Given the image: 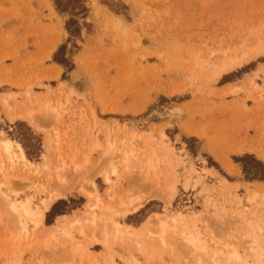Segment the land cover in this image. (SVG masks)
<instances>
[{
	"label": "rangeland",
	"instance_id": "obj_1",
	"mask_svg": "<svg viewBox=\"0 0 264 264\" xmlns=\"http://www.w3.org/2000/svg\"><path fill=\"white\" fill-rule=\"evenodd\" d=\"M83 1L86 13L71 16L55 0H0V142H18L33 163L11 164L0 146V264H227L233 252L258 264L240 215L257 211L264 238V198L247 201L264 181L236 159L264 164V0ZM240 55L243 64L218 78ZM9 108L30 112L39 128L11 122ZM173 183L172 200L118 214L134 196L167 199ZM52 192L64 199L44 226L24 219L22 231L8 201L37 208ZM179 212L206 255L173 232ZM93 214L121 224L120 238L111 222L93 225Z\"/></svg>",
	"mask_w": 264,
	"mask_h": 264
},
{
	"label": "bare ground",
	"instance_id": "obj_2",
	"mask_svg": "<svg viewBox=\"0 0 264 264\" xmlns=\"http://www.w3.org/2000/svg\"><path fill=\"white\" fill-rule=\"evenodd\" d=\"M111 19V17H110ZM116 24V23H115ZM248 51V50H247ZM236 56V55H235ZM233 57V56H232ZM230 57L228 58L229 60L227 61V58H226V61L223 62V64H221L219 70L216 72V75L218 76V78L225 74V73H228L230 72L231 70H234L235 68L237 67H240L242 64H243V60H245V58H241L242 55H240L239 57ZM249 60V59H248ZM247 60V61H248ZM246 62V61H244ZM61 70H57V72L55 73V76H59ZM215 75V77H216ZM215 79V78H214ZM216 80V79H215ZM235 89V88H234ZM232 89L233 91L236 90L237 92V89ZM231 90V92H232ZM239 91V90H238ZM47 99H49V97H47ZM48 101V100H47ZM45 102V101H44ZM47 103V102H46ZM45 103V104H46ZM50 103V101H49ZM44 104V105H45ZM47 105V104H46ZM49 105V104H48ZM60 105V104H59ZM40 106V104H39ZM43 106V105H41ZM61 106V105H60ZM50 107V106H49ZM51 108V107H50ZM10 111L12 110L13 112V109L9 108ZM8 112V111H7ZM26 112V111H25ZM20 113V112H19ZM24 113V112H23ZM7 115V114H6ZM9 116H10V120L11 122L14 121L16 118H21V119H24L29 125L33 126L34 128H39V124H38V121H36L33 117V114H31L30 112H28L27 114L24 113V114H15L14 112L13 113H10L9 112ZM37 119V118H36ZM38 120V119H37ZM199 133V132H198ZM235 142V141H234ZM242 142V141H241ZM2 145L0 144L1 148H2V151L4 153V155H6V157L8 158V160L11 162V164H17V163H26L27 162L29 164H31L32 166V162H30L26 155H25V152L22 148V146L18 143V142H15L13 140H10V139H4V140H1ZM233 143V142H232ZM237 145V144H236ZM235 145V146H236ZM234 146V145H233ZM248 147V146H247ZM236 152L237 153H242V151L244 150V148H242V146L240 145H237L236 147ZM234 148V149H235ZM129 155V154H128ZM126 155V156H128ZM130 156V155H129ZM128 156V157H129ZM129 161V158L126 160L125 159V162H128ZM158 161V160H156ZM151 162V161H150ZM155 163V162H154ZM157 163V162H156ZM126 164V163H125ZM143 164V163H142ZM149 164V163H148ZM147 164V165H148ZM151 164V163H150ZM227 166L229 169H235L234 165L232 162L230 161H227ZM113 168H112V172L113 174L115 175H118V172H117V167L113 164L112 165ZM149 166V165H148ZM158 166V165H156ZM155 166V167H156ZM150 168H153L152 165H150ZM157 169V168H156ZM143 170V169H142ZM154 170V169H153ZM155 171V170H154ZM35 172V171H34ZM155 174V172L153 173ZM160 175V174H159ZM149 176V175H148ZM146 178V177H145ZM151 180V179H150ZM106 181L108 183H110V179L107 177L106 178ZM224 183H226L225 180H222ZM228 184V183H227ZM224 186V185H223ZM261 190L260 192H257V191H252L250 192L248 198H247V201L249 203H252L253 201L256 200V198L258 197H261V198H264V184L261 186ZM151 188V187H150ZM149 188V189H150ZM154 189V188H153ZM175 185L174 183L171 185L168 186V190H169V194L170 196L167 197V199L164 198L163 195H159L157 193H151L150 195L146 196V197H143V198H138V197H131L129 200H125V201H121L120 202V211L118 212L121 213L122 215L124 216H127L129 214H133V213H136L138 212L144 205L147 201L151 200V199H154V198H161V199H164L166 202L172 200V198L175 197L176 195V190H175ZM163 193V192H162ZM225 193V192H224ZM89 196H91L92 194L91 193H88ZM94 195V194H93ZM47 196V195H46ZM167 196V195H166ZM64 195L62 193H54L52 192L49 197L47 199H43V203H42V206H39L37 208H33L31 207V204L29 201H26V202H18V203H15V202H9L8 201V205H9V208L10 210L12 211V213L16 216L17 220L19 221V224H20V227H21V230L26 232L27 233V227H26V224L23 222L24 219H28L31 223H33L36 227H40V226H44V218H45V214L47 211H49V209L51 208V206L59 201L60 199H64L63 198ZM91 198V197H90ZM121 200V199H120ZM119 201V200H118ZM165 202V203H166ZM100 204H102L101 200L99 198L96 199V203H94L92 205V208L95 209V208H101L100 207ZM103 206V205H102ZM103 209H105V211L109 212L112 210V207L110 206H104ZM61 217H64V216H61ZM240 217L243 219V222L247 223L248 225V228H251L252 230L248 229L249 231V234L250 236L254 237L253 238V243L257 245V248L260 250V255L258 257V264H264V262H261V259L264 257V247H261L260 244H259V241H263V246H264V238H259L258 237V233L261 231L262 229V225L261 223L263 222L262 219H261V216H258V212L255 211L252 213V217L253 218H249L248 220H246L244 217H242L240 215ZM255 217V218H254ZM184 215L182 213H177L176 217H174L172 220H173V226H172V230L173 232L174 231H177L178 229H182L181 231V235H180V239L185 243V245L187 247H189L192 252H199L201 253L202 255H206L208 253V248L207 246L205 245V243L201 240V237H200V234L193 228V226H191L189 223H186L184 221ZM79 220V219H78ZM96 220H101L103 222H111L112 225L114 226V233L116 235L117 238H120V235H122V233L124 232L121 228V224L113 221V219H109V218H105L104 217V214L101 215L100 217L97 215V214H93V218H92V224L95 225V221ZM80 222L77 221V223L75 224H71V225H78ZM162 223V234L158 235L157 237V241L159 240L162 244H164L163 246L166 245L165 243V235L169 234V233H166L168 230L167 229V226H166V222L165 220H162L161 221ZM70 225V226H71ZM80 225V224H79ZM106 225V224H105ZM69 226V225H68ZM35 227V228H36ZM64 227V226H63ZM72 227V226H71ZM66 228V227H65ZM64 228V229H65ZM70 228V227H69ZM73 228V227H72ZM68 229V228H67ZM255 229H257V231H259L258 233H256ZM166 231V232H165ZM145 232H146V229H145ZM105 233H107V230H105ZM147 233V232H146ZM165 233V234H164ZM64 234L66 236H69L70 237V230H65L64 231ZM148 236H149V233H147ZM260 234V233H259ZM255 235V236H254ZM54 237V236H53ZM151 238V235L149 236ZM167 237V236H166ZM107 238V237H106ZM153 238V237H152ZM156 237H154L153 239H155ZM107 240V239H106ZM105 240V241H106ZM153 241V240H152ZM140 248H141V245L139 244ZM162 246V245H161ZM215 255H220L222 254L221 252H216L214 253ZM213 262L215 264H221L219 261H217L216 259H213ZM227 264H248L246 263L243 258L238 255V253L236 252H233V253H230L228 256H227Z\"/></svg>",
	"mask_w": 264,
	"mask_h": 264
},
{
	"label": "trees",
	"instance_id": "obj_3",
	"mask_svg": "<svg viewBox=\"0 0 264 264\" xmlns=\"http://www.w3.org/2000/svg\"><path fill=\"white\" fill-rule=\"evenodd\" d=\"M67 1V2H66ZM75 3V4H74ZM55 6L56 9L61 14L68 13L71 16L81 15L85 14L87 11V8L84 6L83 0H55ZM73 25H76L75 28H72ZM70 36L77 35L79 33V28L77 27V22L73 19H70L67 22L66 26ZM63 48H61L62 50ZM59 54H61L59 50ZM59 62H62L63 60H58ZM247 160H253L258 168H250L246 162ZM237 162H241L243 164V172L247 176V178H250V180H263L264 181V164L262 162H259L255 160V158L251 155H245L242 158H237ZM260 167V168H259ZM65 203L64 201H60L57 204L53 206V211L58 209L61 204Z\"/></svg>",
	"mask_w": 264,
	"mask_h": 264
},
{
	"label": "crops",
	"instance_id": "obj_4",
	"mask_svg": "<svg viewBox=\"0 0 264 264\" xmlns=\"http://www.w3.org/2000/svg\"><path fill=\"white\" fill-rule=\"evenodd\" d=\"M264 183L260 184V186H262Z\"/></svg>",
	"mask_w": 264,
	"mask_h": 264
}]
</instances>
